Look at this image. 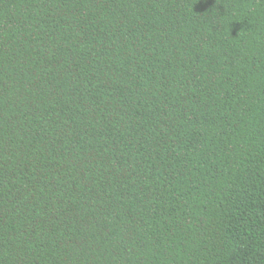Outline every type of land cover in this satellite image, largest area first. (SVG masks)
Masks as SVG:
<instances>
[{"label":"trees","instance_id":"trees-1","mask_svg":"<svg viewBox=\"0 0 264 264\" xmlns=\"http://www.w3.org/2000/svg\"><path fill=\"white\" fill-rule=\"evenodd\" d=\"M0 264H264V0H0Z\"/></svg>","mask_w":264,"mask_h":264}]
</instances>
